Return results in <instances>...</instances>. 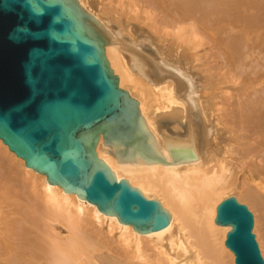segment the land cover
<instances>
[{
  "label": "water",
  "instance_id": "water-1",
  "mask_svg": "<svg viewBox=\"0 0 264 264\" xmlns=\"http://www.w3.org/2000/svg\"><path fill=\"white\" fill-rule=\"evenodd\" d=\"M115 44L125 47L133 71L145 82L176 83L188 105L189 141L163 134L164 150L160 147L139 102L119 86L109 65L105 45ZM189 88L181 76L117 40L79 0H0V139L48 183L136 232L163 230L172 216L159 200L147 198L125 178L118 180L98 157L97 145L102 136L104 152L121 164L199 161ZM215 223L231 228L225 245L235 264H264L253 232L255 216L246 204L225 198Z\"/></svg>",
  "mask_w": 264,
  "mask_h": 264
},
{
  "label": "bare ground",
  "instance_id": "bare-ground-1",
  "mask_svg": "<svg viewBox=\"0 0 264 264\" xmlns=\"http://www.w3.org/2000/svg\"><path fill=\"white\" fill-rule=\"evenodd\" d=\"M133 1L144 4L152 12L153 21L159 22L163 30L179 26V31L183 32L188 21L195 20L193 15L201 10L199 0H173V6L182 14L188 7L193 11V15L177 13L176 17L165 11L171 7L170 0ZM247 1L246 4L251 2ZM79 4L112 32L104 23L103 14L92 7L90 0H79ZM241 4L243 0L238 1V11L242 9ZM248 6L252 7L251 3ZM161 10L167 17L159 21ZM250 12H244L247 18L242 17V13L239 16L248 36L252 29H262L260 25L261 28L258 27L259 22L248 19ZM196 29L200 30L197 24L191 25L195 38L199 33ZM216 31L214 28L208 30L210 35H215ZM256 32L254 34L259 33L257 37H260L264 29ZM115 38L141 50L121 36ZM105 54L114 74L119 76V86L139 102L141 115L160 147L164 150L163 134L189 141L192 133L187 118L188 105L177 94L176 83L171 79L156 85L145 82L133 71L132 57L122 44L105 45ZM155 62L164 68L163 65L173 68L174 73L189 83V90L195 97L194 91L198 93V89L188 74L173 67L169 61ZM191 92L187 93V99L191 105L199 161L168 166L162 163L121 164L112 154L104 152L102 136L96 149L98 157L118 180L125 178L147 198L159 200L171 214L170 224L157 232H136L131 225L120 223L116 216L99 212L97 206L77 194L66 193L60 186L48 183L44 174L26 167L24 160L0 139V161L15 176V180L9 177L11 180L0 182V264H86L85 258L90 259L93 253L101 250L111 255L104 254L98 264H235L234 253L225 245L231 228L215 223L217 206L227 196H235L253 211L254 231L264 257V167L252 161L243 162L240 179H229L230 170L222 158L223 146L216 148L220 128L215 123L219 120L215 118L213 106L198 97L191 99ZM194 108L199 125L194 120ZM261 120L260 132L264 135V114H261ZM255 121L258 120L255 118ZM166 124H171L175 130L186 127L187 132L184 137L160 132L159 127ZM228 134H222L226 141L238 138L244 146L245 161L256 156L248 145L243 126L241 136Z\"/></svg>",
  "mask_w": 264,
  "mask_h": 264
},
{
  "label": "rangeland",
  "instance_id": "rangeland-1",
  "mask_svg": "<svg viewBox=\"0 0 264 264\" xmlns=\"http://www.w3.org/2000/svg\"><path fill=\"white\" fill-rule=\"evenodd\" d=\"M90 1L92 7L103 14L104 23L115 37L121 36L127 43L137 44L138 48L160 64L163 60L169 61L173 67L180 68L194 80L198 89V93L194 91L195 97L209 102L213 106L215 118L219 120L215 121L220 128L218 133L220 136H217L219 144L216 148L223 146L222 158H225L224 164L230 170L228 172L230 180L240 179L243 162L252 161L264 167V135L260 132V123L263 122L261 114H264V32L257 37L258 32L264 29V0H248L247 2L251 1L252 7L243 0L241 8L248 7L239 11L237 9L239 0H199L201 10L194 12V15L190 7L182 14L173 6L177 0L174 2L170 0L171 7L165 10L167 13L170 12L176 17L177 13L196 17L192 21L188 18L187 29L183 32L179 31V26L160 29V23L153 21L152 12L144 4L133 0ZM249 9H252V13ZM165 11L159 12V17H162L158 19L159 21L167 17ZM245 11L251 14H248L249 20H256L259 22L258 27H262L261 30L254 29L257 35L253 29L249 36L245 34L246 29L239 21L241 13L242 17L247 18ZM189 24H197L200 28L196 29L199 32L196 38ZM223 25L227 26L222 28ZM211 28L217 29L215 35L208 32ZM163 66L174 72L173 68ZM190 92L188 90L187 93ZM195 97L191 92V99ZM196 113L197 109L194 108V120L199 125ZM255 118L258 121H255ZM242 126L246 129L245 136L249 147L256 152L255 157L246 161L242 154L244 146L238 142V138L228 142L222 135L227 132L228 135L231 133L233 136H241ZM186 130V127L175 130L171 124L159 127L160 132L167 131L171 135L182 137L185 136ZM0 171V179L2 178L0 182L7 179L15 180V176L2 161ZM253 232L256 235L254 229ZM113 235L114 233L111 234ZM105 252L107 251L101 250L93 253L91 262L101 263L104 254L111 255ZM95 255L99 256V259ZM90 259L85 258V263L90 264Z\"/></svg>",
  "mask_w": 264,
  "mask_h": 264
},
{
  "label": "clouds",
  "instance_id": "clouds-1",
  "mask_svg": "<svg viewBox=\"0 0 264 264\" xmlns=\"http://www.w3.org/2000/svg\"><path fill=\"white\" fill-rule=\"evenodd\" d=\"M33 2V0H29V3L31 4ZM33 11H35V9H33ZM43 13V9H40V12L39 14H42Z\"/></svg>",
  "mask_w": 264,
  "mask_h": 264
}]
</instances>
